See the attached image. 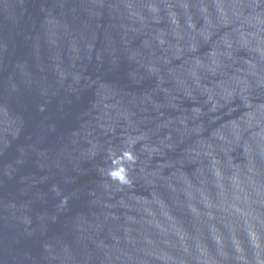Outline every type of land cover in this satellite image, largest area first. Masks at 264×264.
<instances>
[{"label": "clouds", "instance_id": "9594fccd", "mask_svg": "<svg viewBox=\"0 0 264 264\" xmlns=\"http://www.w3.org/2000/svg\"><path fill=\"white\" fill-rule=\"evenodd\" d=\"M105 6L120 18L123 51L134 66L128 84L103 83L96 89L90 107L78 116L79 126L59 146L58 166L66 170L71 165L67 183H75L78 177L71 173H82L81 163L101 150L110 165L97 169L100 178L89 189V210L74 223L82 259L77 260L67 242L59 252L47 244L50 255L60 264L164 259L159 245L168 242L155 238V222L169 219L164 210L185 209L191 226L185 240H206L209 225H215L220 251L202 259L191 243H183L181 256L168 257V264H264V0H199L194 10L182 5L183 12L171 0L157 7L150 0L145 14L128 0L115 5L92 0L90 15L99 17ZM219 28L225 31L213 44ZM136 35L143 38L140 50L131 46ZM95 40L93 33L84 44L89 61ZM202 43L216 51L201 53ZM105 51L117 64L120 57L110 35ZM96 59H102L100 51ZM83 60L81 49L68 64L61 55L54 56L57 91L79 93L96 83L86 74L87 64L78 63ZM146 81L151 83L143 87ZM241 106L245 114L228 125L227 138L220 136L211 125L223 112H238ZM45 108L40 105V111ZM52 191L61 196L59 184ZM68 200V195L61 196L58 212L67 209ZM194 203L201 207L198 215L193 214ZM129 215L140 218L136 223L143 230L133 234L121 226ZM104 224L113 226L110 243L99 236Z\"/></svg>", "mask_w": 264, "mask_h": 264}, {"label": "water", "instance_id": "95a60500", "mask_svg": "<svg viewBox=\"0 0 264 264\" xmlns=\"http://www.w3.org/2000/svg\"><path fill=\"white\" fill-rule=\"evenodd\" d=\"M109 2L115 5L116 0H106V4ZM128 2L145 14L143 9L149 6L150 0ZM168 2L151 0V6ZM171 2L183 12L182 5H190L194 10L199 0ZM91 3L92 0H0V264H60L58 259L52 258L46 245L52 244L59 252L64 242L72 245L77 260L82 259L74 223L79 214L89 210L92 199L89 189L94 188L100 178L97 169L109 166L110 160L101 150L94 159L81 163L82 173H71L78 177L75 183H67L65 175L71 171V165L62 170L57 164V152L70 130L79 126L78 116L84 108L90 107L89 101L94 98L96 89L103 83L128 84V72L134 66L129 64L123 51L119 16L107 6L100 10L99 17L90 15ZM66 25L69 26L67 32ZM224 31L223 28L216 31L213 44ZM93 33L96 49L89 61L84 44L91 40ZM108 35L118 49L117 64H113L105 51ZM73 37L76 40L70 42L71 53L69 41ZM142 44V36H133L134 50H140ZM80 49L84 60L78 63L87 64L86 74L96 83L79 93L65 92L62 88L57 91L52 71L54 56L61 55L68 64L71 55L78 56ZM97 51L101 60L96 59ZM200 51L213 52L216 48L202 43ZM150 83L146 81L143 87ZM45 88L46 94L42 93ZM103 95H109V91L105 89ZM41 104L46 105L44 111H40ZM245 112L243 106L238 112L225 111L211 127L227 138L228 125L238 121ZM253 130L259 131V128ZM64 163L61 157L60 164ZM53 184H59L61 196H69L65 211H57L61 196L52 191ZM193 208V214L198 215L200 205L194 203ZM53 215L57 217L55 221ZM164 215L169 219L158 217L154 228L158 234L155 238L168 242L159 245V254L164 259L143 257L144 264H168V257L181 256L183 243H191L192 250L202 259L220 251L215 242L218 233L215 225H209L208 239L189 242L185 240L191 232L187 210H164ZM26 218L30 223L25 222ZM89 219L95 218L89 215ZM128 219V223H122L123 228L133 234L143 230L141 224L136 223L139 217L129 215ZM112 228L111 224L102 225L99 236L105 243L111 242L109 231ZM89 248L94 246L90 244Z\"/></svg>", "mask_w": 264, "mask_h": 264}]
</instances>
